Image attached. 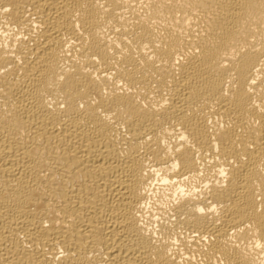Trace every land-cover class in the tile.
<instances>
[{"label": "bare ground", "instance_id": "6f19581e", "mask_svg": "<svg viewBox=\"0 0 264 264\" xmlns=\"http://www.w3.org/2000/svg\"><path fill=\"white\" fill-rule=\"evenodd\" d=\"M0 264H264V0H0Z\"/></svg>", "mask_w": 264, "mask_h": 264}]
</instances>
